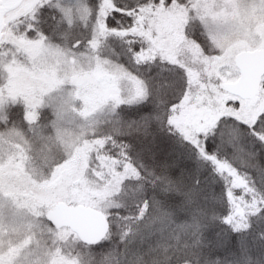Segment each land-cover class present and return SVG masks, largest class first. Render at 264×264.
Listing matches in <instances>:
<instances>
[{
	"label": "snow or ice",
	"instance_id": "1",
	"mask_svg": "<svg viewBox=\"0 0 264 264\" xmlns=\"http://www.w3.org/2000/svg\"><path fill=\"white\" fill-rule=\"evenodd\" d=\"M0 264H264V0H0Z\"/></svg>",
	"mask_w": 264,
	"mask_h": 264
}]
</instances>
